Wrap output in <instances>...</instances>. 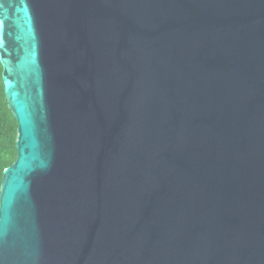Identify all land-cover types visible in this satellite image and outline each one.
<instances>
[{"label":"water","instance_id":"95a60500","mask_svg":"<svg viewBox=\"0 0 264 264\" xmlns=\"http://www.w3.org/2000/svg\"><path fill=\"white\" fill-rule=\"evenodd\" d=\"M0 62V264H264V0H0Z\"/></svg>","mask_w":264,"mask_h":264},{"label":"trees","instance_id":"16d2710c","mask_svg":"<svg viewBox=\"0 0 264 264\" xmlns=\"http://www.w3.org/2000/svg\"><path fill=\"white\" fill-rule=\"evenodd\" d=\"M17 128L18 121L9 108L6 98L3 66L0 62V209L4 170L17 158Z\"/></svg>","mask_w":264,"mask_h":264}]
</instances>
